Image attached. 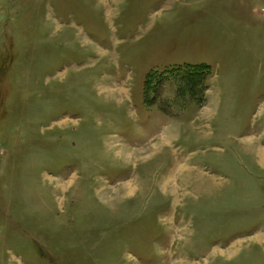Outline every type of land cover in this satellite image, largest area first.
I'll use <instances>...</instances> for the list:
<instances>
[{
	"label": "rangeland",
	"instance_id": "374dc122",
	"mask_svg": "<svg viewBox=\"0 0 264 264\" xmlns=\"http://www.w3.org/2000/svg\"><path fill=\"white\" fill-rule=\"evenodd\" d=\"M263 154L264 0H0V264H264Z\"/></svg>",
	"mask_w": 264,
	"mask_h": 264
},
{
	"label": "trees",
	"instance_id": "16d2710c",
	"mask_svg": "<svg viewBox=\"0 0 264 264\" xmlns=\"http://www.w3.org/2000/svg\"><path fill=\"white\" fill-rule=\"evenodd\" d=\"M187 67L190 68V70H192V71H201V70H208L209 69L208 66H206L207 67L206 68L205 65H188ZM151 75L148 76V79L151 78Z\"/></svg>",
	"mask_w": 264,
	"mask_h": 264
},
{
	"label": "bare ground",
	"instance_id": "6f19581e",
	"mask_svg": "<svg viewBox=\"0 0 264 264\" xmlns=\"http://www.w3.org/2000/svg\"><path fill=\"white\" fill-rule=\"evenodd\" d=\"M262 157V159L264 160V154L261 156ZM169 176V175H168Z\"/></svg>",
	"mask_w": 264,
	"mask_h": 264
},
{
	"label": "crops",
	"instance_id": "0c3cea01",
	"mask_svg": "<svg viewBox=\"0 0 264 264\" xmlns=\"http://www.w3.org/2000/svg\"><path fill=\"white\" fill-rule=\"evenodd\" d=\"M261 152V151H260Z\"/></svg>",
	"mask_w": 264,
	"mask_h": 264
}]
</instances>
